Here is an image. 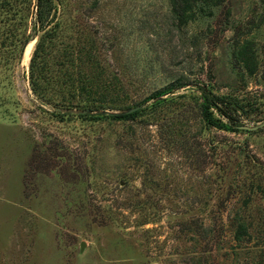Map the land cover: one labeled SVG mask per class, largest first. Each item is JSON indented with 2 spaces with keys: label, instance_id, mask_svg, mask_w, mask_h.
Returning a JSON list of instances; mask_svg holds the SVG:
<instances>
[{
  "label": "rangeland",
  "instance_id": "rangeland-1",
  "mask_svg": "<svg viewBox=\"0 0 264 264\" xmlns=\"http://www.w3.org/2000/svg\"><path fill=\"white\" fill-rule=\"evenodd\" d=\"M65 5L49 26L52 74L117 97L75 108L37 99L41 30L21 53L18 2L0 0V264H264V0L190 2L199 14L185 19L172 0ZM74 50L96 58L70 61ZM204 87L224 111L239 108L238 130L218 111L204 116ZM56 138L61 156L27 197L34 147Z\"/></svg>",
  "mask_w": 264,
  "mask_h": 264
},
{
  "label": "trees",
  "instance_id": "trees-1",
  "mask_svg": "<svg viewBox=\"0 0 264 264\" xmlns=\"http://www.w3.org/2000/svg\"><path fill=\"white\" fill-rule=\"evenodd\" d=\"M198 1L203 0H172V3L173 7L178 10L180 17L185 19L187 16L194 18L196 17V14H199L195 11V7H192L191 5L190 9L191 13L192 11L193 13L188 14V5H186L190 4V2ZM17 2V25L20 28L21 34L20 38L16 42L19 43L21 53L25 51L28 43L35 37V35H37L38 29L41 30L42 33L31 59L29 71L30 87L37 99L50 104L55 108H75L77 107V104L82 103L94 105L107 103L109 99H111L110 96L114 98V91L116 92L117 97L118 88L115 87V89H113L111 86H107L102 82L98 85L93 84V81H89L91 83L83 81L82 83L70 82L69 84L63 83L59 85L56 79L57 75L52 74V71L49 68V59L54 49L53 35H55L54 33L58 31L53 27L49 28V26L55 18H65L66 0H17ZM10 22L11 21L9 19L4 22L5 29L2 37H4L5 41H9L10 39ZM84 58H86V60ZM95 58L96 57L93 54L83 57L81 50L77 52L74 50L70 61L76 60L83 64L84 61H93ZM83 74L84 75H79L82 79H89L90 77L97 79L104 77L103 72H101V74H97L96 76H93L92 73ZM161 96H163V94H159L158 97ZM201 97L204 116L206 118L209 116L208 120H210V122H213V119H210L211 110H215L230 120L228 125H223V128L228 131H235L239 129L238 124H240L239 122L241 119L238 113L239 108L235 104L228 103L226 106L227 111H224V109L220 107L221 104L224 103V100L217 97L208 87L201 89ZM162 103H165V101H160L157 104L160 105ZM157 104L152 105V107H155ZM106 116L110 119L121 120L129 119L132 117V114L128 112ZM62 144L63 142L56 138L54 142L39 144L34 147L32 157L24 176V191L27 197L32 194L33 189H31V186H34L33 181L35 177L39 174H44L45 171L48 170V165L45 164L60 158L61 155H57V151L59 150L58 146H61ZM75 162V159L69 158L68 162L64 166L68 169H73L76 164ZM73 174L76 175L77 171L73 170Z\"/></svg>",
  "mask_w": 264,
  "mask_h": 264
},
{
  "label": "bare ground",
  "instance_id": "bare-ground-1",
  "mask_svg": "<svg viewBox=\"0 0 264 264\" xmlns=\"http://www.w3.org/2000/svg\"><path fill=\"white\" fill-rule=\"evenodd\" d=\"M34 42H35V41H34ZM32 47H33V43H31V44L28 46V48H27L26 59H25V57H24V59H25L26 61L29 59V56H30V52H31ZM25 60H24V61H25Z\"/></svg>",
  "mask_w": 264,
  "mask_h": 264
},
{
  "label": "water",
  "instance_id": "water-1",
  "mask_svg": "<svg viewBox=\"0 0 264 264\" xmlns=\"http://www.w3.org/2000/svg\"><path fill=\"white\" fill-rule=\"evenodd\" d=\"M139 109H141V107H138V108L132 109V110L130 111V113L136 112V111H138Z\"/></svg>",
  "mask_w": 264,
  "mask_h": 264
}]
</instances>
